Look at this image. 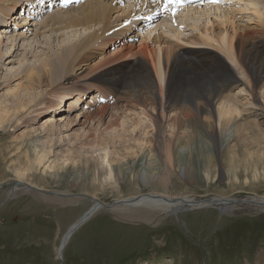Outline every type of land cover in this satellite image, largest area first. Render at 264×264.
<instances>
[{
  "label": "rangeland",
  "instance_id": "rangeland-1",
  "mask_svg": "<svg viewBox=\"0 0 264 264\" xmlns=\"http://www.w3.org/2000/svg\"><path fill=\"white\" fill-rule=\"evenodd\" d=\"M89 1L92 0L67 9L48 10L42 18L31 21L29 25L22 24L26 19L22 16L11 23L16 26L13 30L8 24L5 30L9 32L0 33V49L6 53L0 61V101L11 104L13 99L21 96L25 104V111L16 120L5 129L0 127V264H264V208L253 204L255 199L264 197V106L260 98L254 101L246 91H242L246 87L241 84L245 81L248 85L255 69L250 70L246 63L244 65L233 58L228 60L217 52L232 76L239 81L234 85L229 77L224 76L226 83L220 85L218 81L222 76L211 72L214 82H218L224 92L235 93L241 107L249 106L247 112L242 113L246 123L240 136L229 138L222 133L221 142L216 143L205 131L199 134L201 130L191 125L186 134L182 133L191 146L177 149V152L180 151L182 160L189 161L193 168L181 172L182 165L169 173L157 169L149 174L150 182L144 184L140 179L141 173L137 172L142 167V160L135 163L133 156L137 152L134 151L133 128L141 109L134 97L121 98L125 86L133 90L140 80L126 71V74L116 73L114 79L107 82L79 79L88 64L114 54L123 41L109 39L106 44L82 53L76 60L81 61L72 73V82L61 80L56 85L58 81L51 78V85H46V82L31 84L23 77L26 69L36 67L39 70L48 56L59 53L64 46L77 44L92 30L102 26L100 23L65 26L64 22L48 27L42 25L47 16L67 10L77 13L78 8ZM96 1L107 4L111 0ZM130 1L133 0L117 1L109 26L120 25L126 22L125 18L139 14V9L130 7ZM238 2L232 3L239 5L240 9L226 10L214 5L189 7L169 19H163L169 17L167 15L152 20L155 25L149 28L156 26V30H151L150 35L144 25L136 32L130 28L129 33L137 34L138 45L140 41L150 40L161 33L164 27L165 31L170 30L165 36L179 45L216 53L212 46L188 43V40L192 42L205 25L215 26L220 13L228 12L240 27L264 26L263 0ZM135 20L137 27L146 19L139 16ZM173 33L175 38L171 36ZM257 37L246 40L247 48L258 42L263 49L262 53L251 52L250 63L254 68L264 67V43ZM182 74L184 78L175 81L177 95H173L180 103L198 94L196 84L188 80L186 72ZM86 82L93 84L88 91L90 96L101 85L109 84V88L117 89L120 99L112 95L113 99L109 101L86 106L89 97L85 104L80 105V110L70 112L71 103L79 90H85ZM114 82L119 84L114 85ZM20 84L21 89L18 88ZM108 86L100 88V91H106ZM254 88L258 94L264 92V87ZM66 92L68 95H63L62 102L65 105L60 106L59 99ZM214 93L219 92L213 91L215 96ZM58 102V109H54ZM146 104L145 110L150 114L148 111H152L154 105ZM189 109L194 110V107ZM61 116L65 120L75 119V124L61 122ZM203 116L205 121L213 123L212 117ZM51 120H57V123L54 129L48 130ZM141 120L148 124V116L142 114ZM186 122L192 123L190 119ZM153 133L154 130H150L149 135ZM205 154L214 170H197L202 166L199 160ZM104 156L111 164L112 175L109 168L101 165ZM41 159L42 163L38 164ZM119 161L125 163L117 164ZM245 161L248 166L251 164L250 168L233 165L229 170L226 166ZM255 164L259 166L255 167ZM135 173L139 177L133 180L131 175ZM15 181L31 184L43 192L28 190L21 184L15 188ZM13 187L15 193L9 198L8 192ZM58 191L69 195L60 198V194H56L60 193ZM144 192L192 197L197 202L206 198L229 197L235 199L236 204L223 213L213 206H202L184 209L177 215H152L153 218L144 210L127 211L126 216L122 214L120 217L110 212V207H105L73 233L62 257H57V248L67 228L92 205L93 200L88 196L108 205ZM77 195L81 197L74 198Z\"/></svg>",
  "mask_w": 264,
  "mask_h": 264
},
{
  "label": "bare ground",
  "instance_id": "bare-ground-1",
  "mask_svg": "<svg viewBox=\"0 0 264 264\" xmlns=\"http://www.w3.org/2000/svg\"><path fill=\"white\" fill-rule=\"evenodd\" d=\"M29 1L30 0H0V25L2 26L0 27V33L5 31L9 32L8 30H5L9 24V22L7 23L6 21V17L9 16V12L14 9L16 5H19L22 2L27 3ZM117 1L121 0H111L107 4H104L103 2L98 3L96 0H92L85 3L83 7L78 8L79 11L77 13L67 10L58 14L47 16L44 23L42 24L46 25L45 27L53 26L54 24H59L61 22H64L65 26L89 25V23H100L102 26L98 29L92 30L77 44L64 46L59 53H56L54 56H48V59L44 63L40 64L39 70L36 67L26 69L23 77H25V79L31 84L34 82H46V85H51V78H54L58 81L56 85L60 84L61 80L63 82H72L74 77L72 73L75 70V67H77L81 61L80 60L76 62V60L82 53H86L97 46L106 44L107 40L109 39H113L114 42L123 41L122 46H120L117 49L118 51H116L114 54H108L105 58H100L92 65L86 64V70L80 73L79 79L92 81H112L116 73L121 72L126 74V72H130L128 75L132 77L136 76V78L140 80L138 82V86L133 90L126 88V86V89L123 87L124 89L121 98L134 97L133 99L137 102V107L141 109V112L137 114L138 120L136 121L133 128L134 146H136L134 147V151L137 150L133 156H135V163H138L142 160V167L137 170V172L141 173L140 179L142 183L148 184L151 180V175L149 174L153 173V171H156L157 169L169 173L176 168H180L182 165L183 167L181 172H184L186 168H193L189 161L182 160V157L180 156L182 155L181 152H177V149L184 150L191 146V142L188 140V138H184L182 136V133H187L189 126L193 125L194 127L201 130L199 134H202V131H205L216 143L221 142L222 133H225V136H228L229 138L240 136V132L243 129V124L245 125L246 123L242 113H246L249 109V106L244 107L245 105L242 104L244 106L241 107L240 102H238L237 99L238 97L235 96V93L231 94L232 92H224V90L221 89L220 85L226 83L224 76L226 78L229 77V79L233 81L234 85L236 84L235 82H238L239 80L232 76L229 68L226 66L227 64L223 62V60L217 54L218 51L221 52L228 60L233 58L238 62L244 63V65L246 63L250 70L255 69L252 72V77H250L248 80V85L245 83V81H241V84L246 87V89H243L242 91H246L247 95L250 96L254 101H257L260 98V103L262 106H264V92H260L258 94L255 92L254 88L255 86H259L260 88L264 87V67L260 66L259 68H254V66L250 63L251 52L258 54L262 53L263 49H261L262 47L259 46L261 44L258 42H254L249 48L246 46V40L255 35H258V41H261L262 44L264 43V26L258 25L256 28L252 27L248 29L245 27H240L236 25L234 18L228 12L220 13V18H217V23L215 26L212 25V27H207V25H205L200 30V34L193 38L192 42L188 40V43H201L205 46H212L216 49V53L206 52L200 49H198L199 51H195L194 49H189L188 46H181L177 42L172 41L170 37L165 36L170 33V30L166 29L167 31H165L164 27L161 33L158 32V34L154 35L150 40L144 39V42L140 41L137 45V34L129 33L131 25L134 24L133 26L135 27L136 21H140V18L135 21L134 19L141 16L146 19L144 22H150L148 27L145 25L143 26L146 27V29H149L148 32L150 35L151 30H156V26H154L152 29L150 28L152 27L151 25H155V21L152 22V20H157V8L158 10L161 9L160 14H162L158 18L167 15L172 16L176 12L187 10V8L182 9L180 6H175V4L165 7V0H133L130 1V7L133 9H139V14H134L133 16H129L128 14L129 17L125 18V23L109 26L111 14L117 8ZM126 1L128 2L129 0ZM234 1L239 4V0H226L221 2L219 5L211 3L207 7L214 5L224 7L226 10L234 8L240 9L239 5L232 3ZM225 2L229 3L226 4ZM30 3L33 4V6L38 5L39 10L38 8H35L34 10H37V13H41V10H44L43 8H45L44 5L47 4L50 6L53 3V0H35ZM42 3L45 4L42 5ZM52 6H54V3ZM26 17L27 18L25 19V22L22 24L28 23L29 25V23L33 20L29 19L28 16ZM39 17L41 16L38 15V18ZM18 18L19 16H14L12 20H16ZM144 22L141 24H139V22L137 23L139 24V30L143 28L141 26L144 24ZM30 25L33 24L31 23ZM168 25L166 24V26ZM218 26L219 28H217ZM136 30H138V28H136L134 31L136 32ZM171 36L174 38L176 37L174 33ZM176 46H180V48L178 47V49H176ZM5 55L6 53H3L0 49V61ZM82 58L83 57H81V59ZM182 72H186L189 76L188 80L196 84L198 94L191 100L180 103L177 98H174L173 95H177V82L175 81L177 79L184 78L182 76ZM211 72H215L219 76H222L219 77L218 81L220 85H218V82H214V76ZM44 78L47 79V81H44ZM251 79L252 82L250 81ZM86 84V88H88V90L91 88V86H93V84L90 85L89 82H86ZM113 84L118 85L119 83L114 82ZM18 88L21 89V84L18 86ZM18 88H16V91ZM230 90H232V87H230ZM82 91L83 90H79L78 94L76 95L79 99L82 98ZM110 91H112L111 95H113L114 98L118 99L119 97L120 99V96L117 94V89L110 88ZM213 91L219 93H214V96L212 94ZM96 94L97 93L95 92L91 94V101H94L93 98L96 96L97 97L95 100L99 99L100 96ZM63 95H68V93L66 92L60 97V106L63 104ZM13 100L14 103L11 104L9 102H7L8 104H3V102L0 101V127L3 129H5L7 125L11 124L14 120H16V118L19 117L20 114L25 111V104L21 96ZM78 101L75 99V101L71 103L70 108L72 109L76 105L80 107L81 103ZM146 103L154 105L153 110L148 111L150 114H148L147 110H145L147 105ZM58 104L59 102L54 104V109L58 107ZM252 105L251 107H254ZM189 107H194V110H190ZM142 114L148 116V124L145 122V120H141ZM204 114H206L208 117H212L213 123L205 121L203 116ZM187 119H190L192 123H187ZM60 120L61 122L67 121V124H71L73 122L75 124V119L65 120V118H62L61 116ZM56 121L54 122V120H51L49 122L48 130L54 129L57 123ZM149 128H151V131L154 130L153 135H149L150 130H147ZM211 128H213L212 131L210 130ZM219 147L220 149L222 148L221 144H219ZM174 154L176 155V160L174 159ZM204 156L199 160L202 161V166L199 167V169L196 167V169L199 171L200 169L208 171L214 170V166L211 164L208 156L206 154ZM124 161H122L123 163L119 161L120 163L117 164H124ZM41 163L42 159L38 160V164ZM248 164L249 163L247 161L243 163L232 162L226 166L229 169L233 167V165H243L247 167ZM101 165L109 168V174L112 175L111 164L107 160L106 156L102 158ZM250 166L251 164L247 168H250ZM258 166V164H255V167ZM127 168L129 169L130 166ZM138 177V173L131 175V179L133 180L138 179ZM15 182L17 183L14 185L15 188H18L17 185L21 184L28 190H36L40 193L43 192L42 189L33 187L31 184H23L25 182L20 183L21 181ZM14 187L8 192V196L11 195L9 198H11L15 193L13 192ZM58 192L60 193L56 194H60V198H65L62 196L69 195L67 192ZM77 196L74 198L79 199L81 197L80 195ZM88 197L93 200V203L90 208L82 213V215H80L65 231L57 248L58 258L62 257V252L71 239V236H73V233L87 220H89L98 210L105 208L102 207L100 205V201H96L94 197ZM211 199L213 201H207L205 199V201L197 202L196 200L192 199V197L165 195L160 192H144L116 200L114 205L109 206V210L112 213H116L118 216L122 214L126 216L125 214L127 211L144 210L151 214L150 218H153L154 215L161 214L177 215L184 209H196L202 206H213L223 213V211L225 212L226 209H232L234 204H236L232 201H229L235 200L229 197H218ZM253 204L264 208V197L255 199Z\"/></svg>",
  "mask_w": 264,
  "mask_h": 264
},
{
  "label": "snow or ice",
  "instance_id": "snow-or-ice-1",
  "mask_svg": "<svg viewBox=\"0 0 264 264\" xmlns=\"http://www.w3.org/2000/svg\"><path fill=\"white\" fill-rule=\"evenodd\" d=\"M184 2H185V0H165V7H167L168 5H171V4L181 5Z\"/></svg>",
  "mask_w": 264,
  "mask_h": 264
},
{
  "label": "water",
  "instance_id": "water-1",
  "mask_svg": "<svg viewBox=\"0 0 264 264\" xmlns=\"http://www.w3.org/2000/svg\"><path fill=\"white\" fill-rule=\"evenodd\" d=\"M206 200L207 201H213L211 198H206ZM229 201H232V202H235V200H229ZM116 202H113V203H111V204H104V203H100V205H102L103 207H109V206H111L112 204L114 205Z\"/></svg>",
  "mask_w": 264,
  "mask_h": 264
}]
</instances>
